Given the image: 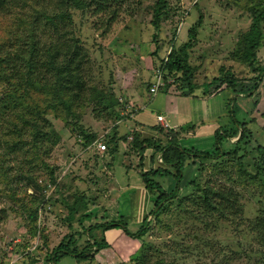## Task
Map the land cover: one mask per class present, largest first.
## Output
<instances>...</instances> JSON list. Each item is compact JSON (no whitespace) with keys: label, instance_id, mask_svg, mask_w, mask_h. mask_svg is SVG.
Instances as JSON below:
<instances>
[{"label":"trees","instance_id":"1","mask_svg":"<svg viewBox=\"0 0 264 264\" xmlns=\"http://www.w3.org/2000/svg\"><path fill=\"white\" fill-rule=\"evenodd\" d=\"M128 2L0 0V223L7 218L9 210L22 214L23 234L30 245L33 244L31 247L45 248L42 260L25 242L20 255L28 259L27 264H56L61 257L68 255L77 264H94L95 253L107 247L108 243L104 236H96L93 230L99 228L104 231L116 226L122 227L130 237L140 240L139 250L127 261L118 264H171L176 258L169 254L181 258L183 254L201 253L202 249H199L198 243L194 242L192 248L187 241L182 243L175 239L171 241L174 248L166 251H159V247L147 243L144 236L153 225L165 223L169 227V223L160 217L164 210L178 196L177 209L203 222L204 226L210 220L230 221L231 214L237 216L243 211L242 194L236 191L237 187H241L243 192L250 191L261 207L260 216L243 224L255 233L253 240L264 247V145L256 146L258 156L253 160V169H250L244 161L249 155L247 145L251 132L248 121L235 117L232 118L233 127L220 128L215 132V145L211 151L181 147L180 139L195 129L193 124L177 128L154 124L148 132L133 129L131 139L127 134L118 136L113 126V132L102 135L101 139L104 138L109 155L117 150L118 142L122 141L127 143V154L138 156L139 161L134 168L149 194L152 206L147 216L151 215V219L147 220L146 217L135 232L128 230L122 219L86 225L85 222L93 217L92 212L86 209L88 207L80 209L78 217H75L79 209L65 203L68 209V215L64 217L67 232L56 244L50 245L47 227L39 219V211L43 204L51 202V198H46L44 193L47 186L57 185L55 168L46 159L60 137L49 118L54 117L64 121L66 127L74 128L81 138L83 149L92 146L99 137L97 132L89 131L79 123L83 110L93 102L90 94L96 90V85L91 75V58L76 33L78 27L74 12L79 11L80 23L90 13L96 20L106 21L109 26ZM222 2L226 6L235 5L250 17L248 27L240 31L229 57L239 63H248L251 70H258V74L246 80L253 82L249 87L245 86L243 79L231 76L220 80L212 89L203 90V94L212 96L219 90L230 89L234 95L250 96V91L257 88L264 76V69H256L253 65L257 50L263 44L264 0ZM177 7L171 8L167 0H155L150 21L154 28L158 30L163 18H167ZM196 29V26L188 29L189 39L184 42L176 45L172 40L170 51L160 60L158 68L165 81L162 90L166 93L187 96L200 87L192 81L195 67L190 64L188 56L189 49L196 42ZM237 98H232L234 103ZM237 134L236 141L224 149L222 141L226 143ZM147 151H150L148 155L145 154ZM157 154H160L163 164L158 163L155 168L144 170V158L154 161ZM191 155L198 159L199 165L195 175L181 186L182 171ZM229 166L231 173L227 170ZM45 172L49 178L47 183L39 175ZM162 177L172 178L174 186L170 191L166 190L163 184L166 179L162 180ZM187 186L193 188L186 193L190 205L183 206L180 193ZM179 220L183 221V218L179 217ZM181 233H176V236ZM183 235L194 240L195 231H185ZM149 249H157V257L153 260L146 254ZM166 256L170 261L166 260Z\"/></svg>","mask_w":264,"mask_h":264},{"label":"rangeland","instance_id":"2","mask_svg":"<svg viewBox=\"0 0 264 264\" xmlns=\"http://www.w3.org/2000/svg\"><path fill=\"white\" fill-rule=\"evenodd\" d=\"M167 1L171 8L178 7L174 9L175 12L171 11L167 18H163L158 30L150 22L155 0H129L109 26L106 21L96 20L90 13H87L86 17H83L84 21L80 23L79 11L74 12V21L78 27L76 33L91 58V75L96 85V90L90 94L93 102L83 110L79 123L89 131L97 132L101 141L104 140L101 139L102 135L113 132V126L118 131V122H125L128 128L133 127L135 121L129 116L137 113L138 105L143 112L141 118H145L147 122L154 121L155 112L163 111L166 103L170 101V96H167L169 93H165L164 89L155 94L148 91L154 77L153 70L158 68L160 60L170 51L172 40L177 45L189 39L188 29L192 26L197 27L196 42L189 49L188 56L190 64L195 67L192 81L199 85L201 90H210L220 83V80L231 76L243 79L245 86L249 87L253 82L246 80L258 74V70H251L248 63H239L229 57L240 31L246 29L250 23L246 12L235 5L226 6L223 0ZM253 65L255 68L264 69V37ZM250 92V96H238V101L232 105L234 101L231 90H219L212 96L205 97V109H195L194 112L197 116H201L205 110L207 115L220 112L218 120L221 125L218 129L233 127V117L245 118L251 135L247 145L249 155L244 161L253 169V160L258 156L255 148L257 145H264V76L257 88ZM203 105L204 102L200 104L201 107ZM182 113L180 118L190 117L189 109ZM49 119L60 137L46 159V162L55 168L57 185L50 184L45 189L46 198H51V202L41 206L39 219L46 224L49 243L53 246L68 229L67 221H64V217L68 215L65 203L79 209L75 217H78L80 209L88 207L86 209L92 212L93 217L90 223L86 221L85 224H93L95 216L104 211V208L98 207L103 204L100 201L106 197L104 193L108 190L107 187L110 188L114 184L115 188H110L112 195L109 198L114 201L122 195L123 190L119 187L127 184L128 175L131 180L137 179L138 175L134 170L126 173V166L132 162L130 155L125 157L122 152L109 155L108 147L98 153L89 148L83 149L81 138L74 128L66 127L64 121L54 117ZM227 123L232 125L227 126ZM124 127L121 125L120 132L126 131ZM210 135V142L209 138L208 141L204 140L207 135L201 133L190 140L194 146L200 144L202 147L205 141L208 145L212 144L213 148L216 137L213 132ZM238 136L237 134L229 138L226 143L223 140L224 149L229 148ZM135 161L139 160L136 158ZM228 169L231 173V166L227 167ZM39 175L47 183L49 178L46 172ZM165 186L166 190L170 191L167 183ZM192 189L191 186L181 189L180 199L184 200L183 206L190 205L186 193ZM242 190L241 187L236 188V191L242 194L241 213L237 216L231 214L233 218L229 217L230 221L213 222L211 218H206L210 221L205 226L203 222L194 220L191 215L177 209L178 196H175L174 202L160 216L169 223V227L165 226V223L153 225L144 239L154 247H159V251L173 249V239L182 243L187 241L192 248L194 242L198 243L199 249H202L201 253L183 254L181 258L169 254L176 258L171 264H264V247L253 240L255 233L243 224L244 221L252 222L260 216L261 207L250 191ZM75 200L78 202L75 203ZM151 206L150 203L149 210ZM146 217L150 220L152 216ZM179 217H182L183 221H180ZM23 218L22 214L9 210L7 218L0 223V264H27L28 259L20 255L25 242V245H30V241L23 234ZM177 231L182 233L176 236ZM185 231H195L194 240L184 236ZM199 237L201 239H198ZM32 245L29 246L31 251L43 260L45 248H34ZM139 248L140 245L137 250ZM156 251L157 249H149L146 252L150 260L157 257ZM251 251L252 253L247 255ZM166 260L170 261L168 256ZM56 264L77 263L68 255L61 257Z\"/></svg>","mask_w":264,"mask_h":264},{"label":"crops","instance_id":"3","mask_svg":"<svg viewBox=\"0 0 264 264\" xmlns=\"http://www.w3.org/2000/svg\"><path fill=\"white\" fill-rule=\"evenodd\" d=\"M167 96H170L169 103H166L162 112L161 111L155 112L154 121L149 120V122H147L145 118H141L140 115H142L143 112L141 107L138 105L139 111L136 110L135 108L137 113H132L129 116L135 121L133 127L128 128L125 122L124 123L118 122L120 123L117 128L118 131L116 130L118 136L127 134L128 135L127 137L129 139L130 132L133 129L136 130L138 129L140 131L148 132L151 130L150 127L152 125L160 124L157 121V115H162L166 124L168 123L167 124L168 127L177 128L181 125H185L186 122H189V124H193L195 126L194 130L185 133L183 137L180 139L181 147L186 149L196 148L197 150H201V151H211L214 148V147L212 148L211 146L212 144L208 145L204 141L203 142L204 146H202L203 147L202 148L199 146L200 144H196V146H194L192 144L193 141L190 140L193 139L195 135H199L201 133L203 135H207L206 136L207 139L204 140L208 141L209 138L208 142H210L212 140V136L210 134L212 132L215 133L218 130V127H220L221 125L218 120V117L220 116V112L218 114L215 113L212 115H207V112L205 110L203 112L204 114L202 113L201 116H197L194 112L195 109H201V110L205 109L204 108L205 101L207 100L205 97H210V96L203 94V90H201L200 87L196 88L193 93L188 94L187 96L176 95L172 93H169V95L167 94ZM232 98H234L233 93H232ZM203 102L204 105L201 107L200 104ZM197 104H199V106H196ZM232 105H234V102H232ZM185 109L190 110L189 113L190 117L180 118L183 115L182 112ZM209 122H213V123H209ZM121 125L125 126L124 128L126 129V131L120 132L119 129H121ZM228 125H232V123L230 124L227 123V126ZM89 149L95 151V153L100 152L97 151L96 146L93 145L90 146ZM115 152H122L125 155V157L126 155L131 156L129 158L130 160H132V162L130 163V165L126 166V168H128V170H126V173L128 174L130 170L136 171L138 175L137 179L139 182H137V179L131 180L130 175H128L127 184L119 187L122 188L123 190L122 195L114 199V201H111L109 198L112 195L110 188H115V186L114 184H112L110 188L107 187L108 190L105 191L104 193L106 197L100 201L103 204H100V206L98 207L101 209L104 208V211L99 212L98 216H95L94 223L115 222L119 219H122V222L126 225L127 229L130 230L131 232H135L143 223L149 211V206H150L149 194L141 182L138 171L134 168L135 165L138 163L135 161L136 158L138 160V156L135 154H127V143L122 141L118 142L117 150ZM149 153L150 151H147L145 154L148 155ZM143 163H144L143 165L144 170L149 169L151 167L155 168L158 164L155 160L154 161L149 160L148 157L144 158ZM198 165H199L198 159H194L193 155L189 156V158L186 160L185 166L182 171L183 177H182L181 186L184 185L186 181L190 180L195 175ZM163 179H166L165 181H163V184L166 185L167 183L169 189H172L174 186V182L172 178L162 177V180ZM93 231L94 233H96L95 235L98 237L99 235L104 236L108 243L107 247H104L95 253L94 264H118L119 262H125L130 258L131 255H133L137 251L140 245V240L134 239L133 237L127 235L120 226L109 228L104 231H102L99 228H95Z\"/></svg>","mask_w":264,"mask_h":264},{"label":"built area","instance_id":"4","mask_svg":"<svg viewBox=\"0 0 264 264\" xmlns=\"http://www.w3.org/2000/svg\"><path fill=\"white\" fill-rule=\"evenodd\" d=\"M153 74H154L153 75L154 81L151 83V86L149 87V92L151 94H155L156 92L162 90L164 88V84H165V81L162 79L161 70L159 68L154 69ZM157 120L161 123L162 126H164V127L167 126L162 115H157ZM129 138H131V137H129ZM92 145L96 146V150H98L100 152H103L107 148L106 145L104 144V142L100 140V138L95 140ZM156 161L159 162L160 164H162V158H161L160 154H158L156 156Z\"/></svg>","mask_w":264,"mask_h":264},{"label":"clouds","instance_id":"5","mask_svg":"<svg viewBox=\"0 0 264 264\" xmlns=\"http://www.w3.org/2000/svg\"><path fill=\"white\" fill-rule=\"evenodd\" d=\"M151 94V93H150ZM158 121V120H157ZM159 122V121H158ZM160 123V122H159ZM160 125H161V123H160ZM162 126V125H161ZM164 127V126H163ZM165 128H168V126H166ZM129 137H131V136H129ZM129 139H131V138H129ZM158 155V154H157ZM156 155V156H157ZM156 156H155V158H156ZM155 161H156V159H155ZM157 162V161H156ZM157 163H159V162H157ZM160 164V163H159ZM162 164H163V161H162Z\"/></svg>","mask_w":264,"mask_h":264},{"label":"water","instance_id":"6","mask_svg":"<svg viewBox=\"0 0 264 264\" xmlns=\"http://www.w3.org/2000/svg\"><path fill=\"white\" fill-rule=\"evenodd\" d=\"M238 96H242V95H234V97H238Z\"/></svg>","mask_w":264,"mask_h":264}]
</instances>
